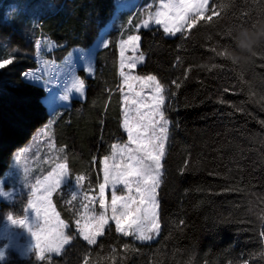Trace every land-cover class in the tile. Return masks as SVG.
I'll return each mask as SVG.
<instances>
[{"label":"trees","instance_id":"obj_1","mask_svg":"<svg viewBox=\"0 0 264 264\" xmlns=\"http://www.w3.org/2000/svg\"><path fill=\"white\" fill-rule=\"evenodd\" d=\"M114 1L0 0V61H13L0 69V179L14 152L55 116L54 143L69 178L83 176L91 190L99 186L102 161L126 141L119 34L100 35L117 14ZM11 6L17 13L6 18ZM130 18L122 14L123 23ZM260 25L264 0H211L204 17L182 34L137 32L144 61L136 74L155 76L167 98L156 241L137 242L109 224L90 246L74 232L61 189L52 201L70 245L50 260L11 254L0 264H264V42L243 64L220 54L236 50L239 29ZM26 72L44 78L25 79ZM80 79L84 90L77 92ZM26 204L25 197L1 203L0 217L20 218Z\"/></svg>","mask_w":264,"mask_h":264},{"label":"rangeland","instance_id":"obj_2","mask_svg":"<svg viewBox=\"0 0 264 264\" xmlns=\"http://www.w3.org/2000/svg\"><path fill=\"white\" fill-rule=\"evenodd\" d=\"M210 2L211 0H209V5ZM161 4L162 0H115L114 6L115 12H117V14L115 13L112 20L107 22L100 30V35H103L113 29L119 34L117 38L119 78L118 92L120 93L121 97V124L126 135V141L123 144H116L118 147L116 149L113 148L110 156L108 157L109 165L114 166L117 169H126L127 165L129 164L127 154L121 153L119 151V148H122L125 144L129 143L128 132L124 127L126 115L130 122L138 120L140 115L147 117L150 111L148 105L154 106L156 103V101L152 99V96L154 95V87L145 88L142 86L139 80H131L128 83L132 84V88L129 89L128 83L125 82L126 77L128 76L141 77L136 74V68L143 63L144 57L139 53V41L136 42L135 48L125 45L123 42L127 41L129 36H136L137 32L141 29L158 28L164 32V26L162 24L158 25L154 22L156 12L162 10ZM15 12L17 13L16 6H11L7 8L5 17L7 18L12 14L15 15ZM124 13L131 15V18L126 23L122 22V14ZM145 20H149L148 27L143 26ZM186 29H188L187 26H185L182 31L175 33V35H170L165 32L164 34L167 37H174L184 33ZM41 45L42 43L40 41L37 42L36 48L39 57ZM3 48L4 42L0 41V52L3 50ZM140 57H142V59H140ZM130 63H135V68H129L128 65ZM34 73H32V75L29 77L35 78L37 81H41L42 78H44L42 77V73H36L39 76ZM136 93H141V96L137 97ZM162 95L163 103L161 104L159 111L163 112L164 116V111L167 108V98L165 91H163ZM134 99L138 100L139 103L132 104L131 101ZM56 109L57 108H54L51 113H54ZM137 109H139V113ZM151 111L154 114V120L160 121L159 115L155 114L156 109L153 107ZM54 117L55 116H53L47 124H45L36 132L27 145L17 149L14 152L8 171L5 172L3 177L0 179V193H2L0 194V204H11L18 197H25L27 200L22 217L14 218L9 214L0 217V253L3 254L2 258H0V263L8 259L11 254H15L21 259H28L31 256H34L39 261L46 259L50 260L51 258L60 256L70 245L71 240L69 243L62 245L59 251H49L43 247V236L46 233L55 234L57 231H59L65 236H69L66 223L63 222L66 227L58 223V221H62V219L56 212L52 201L53 194L61 189L64 190L68 196L67 204L69 205L70 211L75 218L73 230L82 240L84 239L78 229L77 221H79L80 224H83L84 217L86 216H90L92 214L98 216L100 213H104L108 218V223L105 225V228L109 224H113L116 228L115 221L111 219L113 215L111 208V196L113 191H115L118 196L132 195L133 197H136L137 200L139 199L138 194L135 192V187H133V191L129 193L123 184H116L115 189H113L112 184L109 183L105 188L106 207L104 209L100 208L99 186L96 190H91L89 188L83 187L84 178L79 182H77L76 177L74 179L69 178L67 166L64 161L63 151L58 149L54 143L52 132V123ZM164 119L167 121V123L164 125L166 128V133L163 134V154L160 158L158 186L160 185L162 179V161L169 139V121L165 116ZM160 124H163V121H160ZM160 124H157L155 129L157 134L160 132ZM129 147L135 149L136 145L130 144ZM157 151H159V149H157ZM135 154L141 157L144 156L143 152H136ZM145 163L151 165L152 162L146 160ZM61 164L66 166L64 169V178L62 184L55 188L49 196L50 206L47 207V219L45 218L44 211H42L39 217H37L35 210L31 206L32 202L36 201L37 197L41 195L40 185H38L37 182H43L46 177H49L50 174L59 173L61 171L59 169V165ZM103 165L104 160L102 161L99 185L104 182ZM158 186L155 189V223L158 224V228H153L150 223L147 224V227L150 229L147 234L151 237L147 240L137 239V233L134 231L132 234L127 235L137 242L152 243L158 238L160 232L157 203ZM135 207L136 206H134V208ZM147 207L151 208V204H147ZM121 211L122 209L118 208L116 214L119 215ZM145 214L147 215L148 213ZM9 217L12 219L10 220ZM13 220H25L27 227L13 223ZM33 232L37 233V236L41 237V239L38 240L37 236H33ZM118 233L125 236L123 232ZM100 236L101 235L96 237L95 243ZM84 241L87 242L86 240ZM95 243L88 244L93 246Z\"/></svg>","mask_w":264,"mask_h":264},{"label":"snow or ice","instance_id":"obj_3","mask_svg":"<svg viewBox=\"0 0 264 264\" xmlns=\"http://www.w3.org/2000/svg\"><path fill=\"white\" fill-rule=\"evenodd\" d=\"M209 0H162L161 9L155 14V23L164 26V32L170 35L182 31L187 26L191 29L196 26L197 20L204 17V13L208 10ZM151 19V17H150ZM211 21L212 16L206 18ZM149 20L144 21V27H148ZM171 25V26H170ZM230 35V34H229ZM234 39V38H233ZM140 40V36H129L127 41L123 43L125 45L135 48L136 42ZM227 56V49L220 53ZM142 59V57H140ZM13 61L11 58L3 59L0 61V69H3L6 65L11 64ZM235 64V63H234ZM135 63H130L129 68H135ZM90 71V69H89ZM24 78L27 79L32 73H24ZM131 80H139L143 87L153 88L154 95L152 99L156 101L155 105H148L150 111L148 116L140 115L139 119L130 122L127 115L124 121V127L128 132V144H125L122 148H119L121 153H126L128 156L129 164L126 169H117L114 166L109 165L108 157L104 158L103 174L104 182L99 185V198L100 208L106 207V186L111 183L113 189L116 184H123L129 193L133 191L138 194L139 199L132 195L118 196L115 191L111 196V208L113 215L111 219L115 221L116 231L123 232L125 236L136 232L137 239L147 240L151 237L147 234L150 230L147 224L150 223L153 228H158V224L155 223V189L159 184V169L160 158L163 154V134L166 133L165 124L167 121L164 119L163 112L159 111L161 104L163 103V86L157 81L155 76L147 77H126V83ZM179 86V85H177ZM129 89L132 88V84L128 83ZM84 90V80L80 79L75 84V91L82 92ZM137 97L141 96V93H136ZM68 99L67 96L62 97ZM127 102V98H126ZM132 104H138V100H132ZM143 106V105H142ZM156 109L155 114L159 115L160 121L154 120L152 108ZM139 113V109H137ZM146 121V122H145ZM157 124H160V132H155ZM130 144H135L136 148L129 147ZM118 146L113 145L116 149ZM159 149V151H157ZM136 152H143L144 156H137ZM151 161L150 164H146L145 161ZM65 165H59L61 170L57 174H50L43 182L38 181L40 185L41 195L37 197L36 201L32 202V208L35 210L36 216L39 217L42 211L45 212V218L47 219V207L50 206L49 196L52 191L62 184L64 178ZM77 182L83 180V177L77 176ZM2 194V193H0ZM151 204V208L147 207V204ZM138 205V206H137ZM134 206H136L134 208ZM122 209L119 215L117 211ZM134 209V210H133ZM145 213H148L147 215ZM11 220L12 218L9 217ZM15 224L24 225L25 220H13ZM58 223L64 227L63 221ZM108 223V218L104 213H100L98 216L92 214L84 217V223L80 224L77 221V226L83 239L89 244L95 243L96 237L103 234L105 225ZM126 226V227H125ZM131 230V231H129ZM33 236H37V233L33 232ZM40 240L41 237L37 236ZM70 236H65L62 232L57 231L55 234L46 233L43 236V247L49 251H59L62 245L69 243ZM43 250V249H42ZM0 253V258H2Z\"/></svg>","mask_w":264,"mask_h":264},{"label":"clouds","instance_id":"obj_4","mask_svg":"<svg viewBox=\"0 0 264 264\" xmlns=\"http://www.w3.org/2000/svg\"><path fill=\"white\" fill-rule=\"evenodd\" d=\"M236 50H228L227 56L235 64L246 63L254 54L255 47L264 42V25L255 28H241L234 36Z\"/></svg>","mask_w":264,"mask_h":264},{"label":"bare ground","instance_id":"obj_5","mask_svg":"<svg viewBox=\"0 0 264 264\" xmlns=\"http://www.w3.org/2000/svg\"><path fill=\"white\" fill-rule=\"evenodd\" d=\"M35 18H37V17H35ZM34 19V18H33ZM31 22V21H30ZM48 121V120H47Z\"/></svg>","mask_w":264,"mask_h":264}]
</instances>
